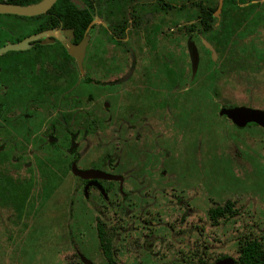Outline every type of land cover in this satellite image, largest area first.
I'll list each match as a JSON object with an SVG mask.
<instances>
[{
  "label": "rangeland",
  "instance_id": "obj_1",
  "mask_svg": "<svg viewBox=\"0 0 264 264\" xmlns=\"http://www.w3.org/2000/svg\"><path fill=\"white\" fill-rule=\"evenodd\" d=\"M144 1L143 15L149 19H142V29L130 32L122 48L103 31L102 24L110 25L111 19L105 8L99 9L90 49L100 58L87 61L80 78L113 79L134 68L137 85L155 87L167 62L182 79L177 91L189 88L185 94L190 96L178 107L180 115L188 116L184 121L178 116V127L162 125L168 152L152 144L134 147L132 156L120 164L113 131L96 127L86 137L81 131V167L105 160L109 169L113 159L116 171L127 175V192L131 178L137 177L135 199L110 194L111 204L97 191L87 200L69 171L65 135L72 127L57 125L58 146L49 145L48 119L54 111L40 110L10 128L5 137L14 138L0 148V264H109L100 246L99 222L113 234L117 264H217L237 260L246 238L264 246V130H239L219 117L222 106L264 110V1L241 0L245 5L224 11L222 28L192 36L202 58L197 74L192 72L190 35L170 20L183 25L197 17L193 2L216 8L220 0H163L174 6L168 14L156 11L157 0ZM183 4L187 8L179 13L176 9ZM162 21L166 24L161 33H149ZM152 41L156 47H151ZM202 42L212 45L213 62ZM93 85L97 100L103 93ZM80 100V106L73 104L72 115L104 112L98 101ZM194 126L195 132H190ZM31 177L35 182L21 208L25 195L13 193ZM227 204L231 210L214 223L210 210Z\"/></svg>",
  "mask_w": 264,
  "mask_h": 264
},
{
  "label": "flooded vegetation",
  "instance_id": "obj_2",
  "mask_svg": "<svg viewBox=\"0 0 264 264\" xmlns=\"http://www.w3.org/2000/svg\"><path fill=\"white\" fill-rule=\"evenodd\" d=\"M8 1L18 2L21 0H0V3L11 4ZM157 1L156 11L165 14L174 11V6L171 3L163 0ZM262 1L264 0H252V2H257L256 4H260ZM69 2L79 11L86 12L85 14H89L92 18V21L82 33V37L76 27H72L69 22H67V25L61 17L58 19L59 24L52 22L49 28L40 29L38 22H36V17L39 16L22 17L12 14H0V50L10 45L20 44L32 36L46 33L41 38L28 42L23 49L9 50L0 55V143L3 142V144H0V148L10 145L8 138H14V135L6 137L5 135L9 133L10 128L13 129L22 123L23 119L29 120L28 118L34 117L40 110L54 111L53 115L48 119L51 130L48 139L50 146H58L59 138L57 132L59 129L57 125L65 128H73V125L78 126L75 132L72 128L66 129L65 142L68 144L67 150L70 156L68 169L79 182L85 198L89 200L91 192L97 191L99 196L108 204H111L112 200L110 199V194L121 195L123 200L132 201L137 195L138 182L134 179L137 177L131 178L132 188L127 192L125 187L127 175L116 171L117 168L113 165V159L109 161V169L105 166V160L95 163L91 167L80 166L79 144L77 143L79 134L83 131V135L86 137L89 133L92 134L95 129H99V127L104 128V131L107 130V132L113 131L115 156L119 158V164L122 160L124 162L132 156L134 147H144L152 144L161 148L164 152H168L165 149L167 136L163 134V130L166 127L163 128L162 125L170 123V125L173 124L178 127V124H176V120L179 123L178 116L182 117V121L188 116L184 115L185 112L180 115L179 108L180 101L190 96L185 94L189 88L177 91L181 86L182 79L180 76H174L172 66L167 64V62L165 63L164 75L160 78V85H157V81L155 82V87L137 85L133 77L134 68L128 70L124 75L113 79H99L94 82L89 75L81 79L86 62L97 61L99 57L97 54H92L93 52L91 53L90 49V33L97 24L96 17L99 14V9L105 8L107 17L111 19L110 25L102 24L103 31L112 35L111 38L115 42V47L121 48L123 47L122 44L128 42L129 38L127 36H129L130 32L140 31L142 29V19L148 21L149 16L143 15L144 0H69ZM192 5L198 10L196 19L188 20L183 25L179 23V20L171 19L170 21L173 26L185 30L190 35L188 48L191 54L192 72L197 74L202 58L195 42L192 41V36L195 33L205 36L215 33L223 27L222 18L224 11L228 10V8L237 9L241 5H245V3L241 0H235L234 2L220 0L216 8H211L203 2H193ZM185 8L187 6L183 4L176 10L180 13L184 12ZM48 13L44 15H48ZM210 13L217 21L212 28L206 29L202 21L208 18L207 14ZM50 17L55 18L58 15L53 13L52 15L50 14ZM165 24L166 22H160L149 33H161ZM85 38L88 41L86 46L82 47L81 43ZM207 41L213 45L212 39H207ZM212 45L204 42L202 47L211 54V61L213 62L215 51ZM151 47H156L153 41ZM195 52L198 56L196 71L193 67L194 59L196 58ZM132 62H135L134 58ZM194 77L195 75L192 76V80H194ZM94 83L98 89H101L100 92L103 93L97 100L93 93ZM195 92L198 91L193 93L195 94ZM83 97L93 103L98 101L102 105L104 112L96 111V114L78 112L72 115L71 108L73 104L75 107L80 106L82 103L80 99ZM235 107L262 110L247 106H222L219 109V117L227 119L226 121L231 122L239 130L248 128H262L264 130V127L253 122L248 123L245 127H238L226 115H221L222 110ZM72 116L73 118L71 119ZM78 120H82L81 123ZM75 121L78 122L76 123ZM103 121H106V123ZM204 122L206 123V121ZM195 128L196 126L189 129V131L195 132ZM17 159L23 161L22 157H17ZM38 165L42 168V162L39 161ZM74 169L78 173L90 171L103 173L113 179H86L77 175ZM151 173L156 175L154 172ZM165 174L166 172H161L159 175L163 176ZM33 182H35V179L32 177L29 182L28 180L22 182L18 190L23 192L18 194L17 190L13 194H30L34 185ZM8 194L11 195V193ZM20 199L19 202L21 201ZM22 203L20 207H22ZM180 203L182 204L183 201L180 200ZM228 205L221 208V210H218V207L210 210V218L214 223H218V220L214 219L217 211L222 213L220 218L224 217L228 212ZM101 225L113 239V234L106 229L104 222H99L98 232ZM113 252L116 260L114 249Z\"/></svg>",
  "mask_w": 264,
  "mask_h": 264
},
{
  "label": "trees",
  "instance_id": "obj_3",
  "mask_svg": "<svg viewBox=\"0 0 264 264\" xmlns=\"http://www.w3.org/2000/svg\"><path fill=\"white\" fill-rule=\"evenodd\" d=\"M41 1L42 0H21L18 2H8L14 5L29 6L37 4ZM227 1L234 2L235 0ZM53 13L57 14L58 17L51 18L50 14L52 15ZM85 13L86 12L79 11L69 2V0H58L55 6L49 11L48 15L36 17V22H38L40 29L49 28L52 22L59 24L58 19L59 17H61L66 22V24L67 22H69L72 27H76L82 37V33L92 21L91 16L89 14L86 15ZM207 16L208 18L203 19L202 23L205 24L206 29H210L214 26V23L217 21V19H214L211 13L207 14ZM28 195L29 194L27 193L25 194V198L23 200L21 208L24 207L25 199ZM218 210H221V208H218ZM227 210H231L230 204L227 206ZM221 215L222 213L220 211H217L214 219L219 220ZM99 238L103 254L107 258V261L109 262V264H116L113 252V239L102 225L99 227ZM240 244V255L239 258L235 260V264H264V246L261 241L255 238H246Z\"/></svg>",
  "mask_w": 264,
  "mask_h": 264
},
{
  "label": "water",
  "instance_id": "obj_4",
  "mask_svg": "<svg viewBox=\"0 0 264 264\" xmlns=\"http://www.w3.org/2000/svg\"><path fill=\"white\" fill-rule=\"evenodd\" d=\"M58 2V0H42L41 2L29 5V6H19V5H12L8 3H0V14H12L18 15L22 17H36L40 15L47 14L54 5ZM46 33L38 34L36 36H32L20 44L10 45L2 50H0V55L6 53L9 50H20L23 49L28 42L37 40L44 36ZM88 39L81 43V46H86ZM79 50V49H77ZM75 55V54H74ZM196 58L194 59V70L197 69L198 63V56L195 52ZM81 64V60H80ZM221 115H226L229 119H231L238 127H245L248 123H256L262 127H264V111L262 110H254L246 107H235L231 109H224L221 112ZM74 172L83 177V178H105V179H113L112 177L99 173V172H85V173H78L77 170L74 169ZM84 261L85 258H82ZM88 262V261H87ZM86 262V263H87ZM89 263V262H88ZM217 264H235V260L231 258L223 259L219 261Z\"/></svg>",
  "mask_w": 264,
  "mask_h": 264
}]
</instances>
